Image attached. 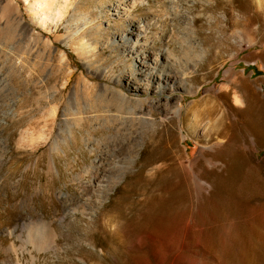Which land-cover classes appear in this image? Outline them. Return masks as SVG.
<instances>
[{
	"label": "rangeland",
	"instance_id": "374dc122",
	"mask_svg": "<svg viewBox=\"0 0 264 264\" xmlns=\"http://www.w3.org/2000/svg\"><path fill=\"white\" fill-rule=\"evenodd\" d=\"M42 1L0 0V264H264V0Z\"/></svg>",
	"mask_w": 264,
	"mask_h": 264
},
{
	"label": "bare ground",
	"instance_id": "6f19581e",
	"mask_svg": "<svg viewBox=\"0 0 264 264\" xmlns=\"http://www.w3.org/2000/svg\"><path fill=\"white\" fill-rule=\"evenodd\" d=\"M56 1V0H55ZM178 2H184V3H188L190 2L189 0H177ZM147 0H130L128 2L129 6H127V9L128 8H134L136 5L138 4H144L146 3ZM170 4L173 6V10L176 9L175 5H176V0H170ZM39 5L41 7L43 6H46L47 5V0H44L42 2L39 3ZM171 7V6H170ZM181 7V6H180ZM46 9V8H45ZM44 9V10H45ZM172 9V7H171ZM49 10V9H48ZM172 11V10H171ZM170 11V12H171ZM179 11V10H178ZM176 11L175 13H172V15H170V17H173V18H180V19H183L184 21L187 20L185 14L183 12V15H181L180 11L178 12ZM119 13V10L117 11ZM45 13V12H44ZM187 13V12H186ZM171 14V13H170ZM46 15V13H45ZM126 16L131 19V20H134V17L132 16V14H130V10H126ZM169 17V16H168ZM135 21V20H134ZM132 30V33H136L137 32V35H136V40L134 41V43L132 44V51L131 53L135 54L136 57H135V67L136 68H143L145 67V71L141 70L139 73L135 74V75H131L127 78L126 80V83H125V87L128 91H130L131 93L133 94H140V93H146V92H149V90L147 89V83L151 82V81H157L159 82V84H162L164 81H165V87L167 88L165 90V92L168 93V96L166 97H162L160 99H158L157 101V104L156 106L163 112V114H178L180 116V124L182 126L183 129H187V121H188V115H190V112H192L194 110V106L192 107H189L186 115H182V110L185 109V105L183 103V100H184V97L183 96H180V95H176L174 94V92L177 91L178 88L175 87V84H176V79L175 77L171 76V75H160V76H156V75H153L148 73L150 68H151V64H157V59L155 58V55H154V47L152 46V43H149L148 42V39L146 41V43H144L143 45H141V40L143 39H146L147 36H148V32L147 30H145V26H139L138 28H133L131 29ZM133 40V39H132ZM129 41V40H128ZM130 42V41H129ZM132 43V42H131ZM126 50H128V47L126 48ZM144 51V52H143ZM139 76H143L145 78L144 81H146L147 83H143V80H140ZM182 76V75H181ZM181 76H178L177 78L180 79ZM182 81H184V84H187V78L186 76L184 75L182 77ZM168 83H171V86L167 87L166 85ZM118 92V95L120 96V99L122 100V102H125V101H128L131 99V97L126 94V93H123L121 91H117ZM107 97V96H106ZM118 98V97H116ZM120 101V100H119ZM138 102V101H136ZM135 102V103H136ZM154 102V101H153ZM152 103V102H151ZM140 104V103H139ZM142 104V102H141ZM153 104V103H152ZM155 104V103H154ZM153 104V105H154ZM155 106V107H156ZM145 109V108H144ZM143 109V111H144ZM150 109V108H148ZM148 111V110H147ZM145 112V111H144ZM142 114V113H141ZM143 115V114H142ZM141 115V116H142ZM144 117H141L140 119L141 120H147V117L148 116H151L150 113H144ZM203 112H196L195 113V117H196V120L198 123L202 121V116H203ZM167 116V115H165ZM75 117V116H74ZM139 118V117H138ZM70 131V129H69ZM70 134V133H69ZM43 137V136H42ZM22 139V138H21ZM20 143V142H19ZM56 144V143H55ZM3 145V144H2ZM32 145V144H31ZM53 147V146H52ZM56 149V147H53ZM59 148V147H58ZM53 150V149H52ZM61 151V150H60ZM52 152V151H51ZM57 152V151H56ZM53 153V152H52ZM51 168V167H50ZM96 168V167H95ZM93 172V171H92ZM85 184V183H84ZM87 187V186H85ZM86 189V188H85ZM84 189V190H85ZM106 191V190H105ZM104 191V192H105ZM102 199V198H101ZM80 200V199H78ZM89 203V202H88ZM72 205V204H71ZM110 222V224L112 223V219L111 220H108ZM33 223V222H32ZM49 224V223H48ZM108 224V223H107ZM32 226V225H31ZM35 226V225H34ZM39 226V225H38ZM27 227V226H26ZM47 228V227H46ZM45 228V229H46ZM37 229V227L35 228ZM34 229V230H35ZM43 229V228H42ZM44 230V229H43ZM49 230V229H47ZM30 231V230H29ZM44 233V232H43ZM53 233V232H52ZM51 233V234H52ZM38 234V233H37ZM36 234V235H37ZM31 236V235H30ZM54 237V236H53ZM52 237V238H53ZM34 238V237H33ZM30 239V238H29ZM39 239V238H38ZM54 240V239H53ZM32 241V240H31ZM45 243V242H44ZM43 245V244H42ZM52 246V245H51ZM45 249V248H44Z\"/></svg>",
	"mask_w": 264,
	"mask_h": 264
},
{
	"label": "crops",
	"instance_id": "0c3cea01",
	"mask_svg": "<svg viewBox=\"0 0 264 264\" xmlns=\"http://www.w3.org/2000/svg\"><path fill=\"white\" fill-rule=\"evenodd\" d=\"M244 63H255L257 70L260 72V75L255 79L256 85L254 87V90L258 96V99L261 100L264 104V46L251 50L249 53H247Z\"/></svg>",
	"mask_w": 264,
	"mask_h": 264
}]
</instances>
